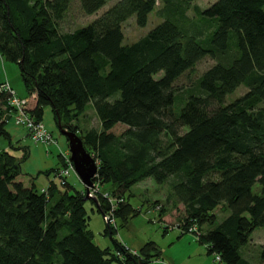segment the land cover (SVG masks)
Here are the masks:
<instances>
[{
    "label": "trees",
    "instance_id": "trees-1",
    "mask_svg": "<svg viewBox=\"0 0 264 264\" xmlns=\"http://www.w3.org/2000/svg\"><path fill=\"white\" fill-rule=\"evenodd\" d=\"M74 1L0 0V55L19 65L27 92L36 94L30 114L43 121L44 107L51 106L59 129L64 122L78 134L73 121L93 104L100 129L82 139L98 160L94 183L122 193L147 178L167 184L168 200L184 206L182 234L195 227L198 235L207 225L198 241L213 260L218 255L223 264H252L241 249L256 228H264V0H216L204 10L194 6V14L217 21L208 47L179 26L192 19L187 12L193 0H157L164 20L131 44H123L122 24L135 15L138 26L146 25L156 0H118L87 26L61 34L58 23ZM80 2L86 14H94L107 0ZM205 57L214 63L196 79L192 94L181 97L176 79ZM240 86L246 93L226 102ZM12 90L0 94L7 111ZM176 98L183 105L178 112ZM3 114L0 138L25 152L19 158L0 149V264L157 259L154 242L132 251L113 236L116 224L108 222L104 233L113 246H98L87 210V202L94 201L65 175L46 192L17 181L29 148L12 145ZM117 124L125 126L120 133L112 131ZM65 155L60 154L64 169ZM64 169L53 171L59 175ZM99 196L94 204L103 215L112 210L124 223L135 216L126 197ZM217 207L227 212L219 222ZM259 258L264 264V244Z\"/></svg>",
    "mask_w": 264,
    "mask_h": 264
},
{
    "label": "rangeland",
    "instance_id": "rangeland-1",
    "mask_svg": "<svg viewBox=\"0 0 264 264\" xmlns=\"http://www.w3.org/2000/svg\"><path fill=\"white\" fill-rule=\"evenodd\" d=\"M117 1L118 0H107L106 4L97 12L94 14H86L82 9L80 0H75L71 4L64 19L58 23L60 33L66 34L87 26ZM215 1L216 0H193L191 2L192 7L187 12L190 17L193 16L192 19L185 20L182 24H179L188 35L194 36L205 47H208V40L217 26V21L215 18H208L196 12L194 14V6L204 10ZM161 6V2L157 1L156 8L148 15L147 23L144 26H138L136 24L135 15L130 16L122 24L124 33L123 44L136 42L162 22L164 17L160 14V10L162 9ZM213 63L212 59L205 57L195 65V68L191 72H185L182 76L177 78L174 85L179 90V95L184 98L191 95L193 90L191 87L195 85L196 79H199L203 72L211 67ZM162 74L163 72L160 71L154 77L158 78ZM6 81L10 87H13L14 93H16L19 98L27 101L26 104H24L25 110L31 111L34 104H36V100L35 97L30 96L26 90L19 65L0 55V83ZM2 85L3 84L0 85L1 90L3 88ZM246 91V87L240 86L234 93L226 98V102H230L244 95ZM22 106L23 104L21 107ZM182 106L183 105H180V102L176 98L173 104L174 111L178 112ZM16 114V112H12L13 118L7 123L6 130L15 138L12 139V142L14 143L17 141L15 145H20V148H29V156L21 162L22 174L17 177V181H23L29 185L34 183L37 188L45 190L46 192L47 187H49L52 181H57L56 183L62 181V178L59 177L58 174L56 175L53 169H64V161L60 154L63 152L70 156L68 139L61 133V130L55 122L51 106H45L43 112V121L48 127L47 129L49 132H51L56 139L53 140V144L50 145L44 142L37 143L32 141L28 130L14 123ZM62 124L65 126V129H67V125L64 122ZM73 124L77 125L79 129L78 135L81 138L92 129L99 130L100 122L95 113L93 104H89L87 111L78 116L73 121ZM124 128L125 126L117 124L112 131L120 133ZM24 135L26 137L21 139ZM162 136V142L166 141L167 143V137L164 135ZM12 145L15 147L14 144ZM2 148L10 150L19 158H21L25 152L24 149L12 148L5 137L0 138V149ZM94 158L96 159V157ZM96 161L98 162L97 159ZM67 168H70L69 163ZM47 172L49 173L47 174ZM68 176H70L67 180L68 183L72 184L76 190H84L86 192V187L76 173L74 167L70 170ZM112 188L111 184L101 185L95 183L94 188H91L92 193L90 198L93 199L94 203H98V201L101 200L99 195L102 194L103 196H107L109 192H113L114 195L118 196L122 195L124 198L126 197L125 199H127L129 204L135 209V216L130 217L127 222L124 223L121 218L117 216L115 218L113 215L115 223L113 222L110 224H116L117 229L113 236L126 247L136 251H139L146 242H154L156 251H158V256L156 260L153 259V261L148 264H215L213 256L207 254L206 244L198 241L199 232L204 233L209 227L203 225L200 231L198 230V235L195 233V231H197L195 227L193 232H185L182 234L178 225L181 218L184 219V206L181 203H173L171 200H168L170 190L167 184L158 185L153 179L147 178L134 184L127 192L125 191V193H122L123 191L121 190L123 189ZM258 188V184L254 185L255 191ZM111 200L114 204L116 203V198L111 197ZM94 203L90 201L87 202L88 216L90 217L89 228L93 231L94 242L101 248L109 247L111 249L113 246L112 241L109 235L104 233L106 222H108L106 215H111L110 211L107 212L106 215H103L98 211ZM159 213H162V215L159 216ZM214 213L217 214L218 222L227 216V212L219 207L214 210ZM262 244H264V228L259 227L252 232L248 244L241 249L242 255L252 264H260L259 255Z\"/></svg>",
    "mask_w": 264,
    "mask_h": 264
},
{
    "label": "built area",
    "instance_id": "built-area-1",
    "mask_svg": "<svg viewBox=\"0 0 264 264\" xmlns=\"http://www.w3.org/2000/svg\"><path fill=\"white\" fill-rule=\"evenodd\" d=\"M2 87H3L2 90L0 89V94L2 93V91L5 88H8L9 90H11V87L9 86L8 83L3 84ZM11 94H13V97L9 101L10 109L6 112V116H5L6 120L8 122L11 121L13 118L12 112H16L17 114L14 117V123L17 126H21V127L25 128L26 130H28V132L30 133V137H31L32 141L37 142V143L44 142L46 144L53 143V140H56V139L54 138L53 134L51 132H49L47 127L44 125L43 121L37 122L35 117H33V115L30 114V112L28 110H25L24 104H26L27 101L19 98L16 95V93H14L13 90H12ZM22 104H23V106L21 107ZM8 115H9V118H8ZM65 157H66L68 163L70 164V168L61 170L59 173V176L65 175L67 177L66 180H68V177H69L68 175H69L70 170L73 169V167H72L73 164L70 160L69 155L66 154ZM110 214L111 215H106L108 218V223H113L114 217L112 215V210L110 211ZM109 216H110V219H109ZM193 231H194V227H191L189 229V232H193ZM214 263L223 264L220 262V257L218 255H215Z\"/></svg>",
    "mask_w": 264,
    "mask_h": 264
},
{
    "label": "water",
    "instance_id": "water-1",
    "mask_svg": "<svg viewBox=\"0 0 264 264\" xmlns=\"http://www.w3.org/2000/svg\"><path fill=\"white\" fill-rule=\"evenodd\" d=\"M61 133L68 139L70 160L76 173L86 187V200H89L91 196V188L94 187V177L97 174L98 162L87 150L83 139L77 134V132L63 128L61 129Z\"/></svg>",
    "mask_w": 264,
    "mask_h": 264
},
{
    "label": "crops",
    "instance_id": "crops-1",
    "mask_svg": "<svg viewBox=\"0 0 264 264\" xmlns=\"http://www.w3.org/2000/svg\"><path fill=\"white\" fill-rule=\"evenodd\" d=\"M13 88V87H12ZM14 90V89H13ZM30 96H33V97H35V102H36V104H37V96H36V94H32V95H30ZM36 104H34V106L32 107V109H34L35 107H36ZM31 109V110H32ZM0 111H3L4 112V114H3V117H5L6 116V112H7V109H6V107H5V105H3L2 103H0ZM30 112V111H29ZM10 122V121H9ZM8 122V123H9ZM43 123H44V121H43ZM44 125L46 126V124L44 123ZM6 126H7V124H6ZM17 127V126H16ZM47 127V126H46ZM48 128V127H47ZM24 134H25V132H24ZM11 135V134H10ZM26 136L24 135V137H22L21 139H23V138H25ZM12 139H15V138H13V136L11 135V143L12 144H17V141L16 142H12ZM20 139V140H21ZM18 144H19V142H18ZM44 144V143H43ZM46 144V143H45ZM48 145V144H47ZM15 147H20V145H15ZM49 172H47V174H48ZM71 176V175H70ZM20 181H22L21 179H19ZM54 182H57V181H54ZM70 182V181H69ZM22 183L25 185V186H31V185H33V184H31V185H29V184H26V183H24L23 181H22ZM35 185V184H34ZM72 185V184H71ZM36 186V185H35ZM73 186V185H72ZM132 251H136V250H132Z\"/></svg>",
    "mask_w": 264,
    "mask_h": 264
},
{
    "label": "bare ground",
    "instance_id": "bare-ground-1",
    "mask_svg": "<svg viewBox=\"0 0 264 264\" xmlns=\"http://www.w3.org/2000/svg\"><path fill=\"white\" fill-rule=\"evenodd\" d=\"M70 177V176H69ZM111 226V225H110ZM111 227H113V226H111Z\"/></svg>",
    "mask_w": 264,
    "mask_h": 264
}]
</instances>
